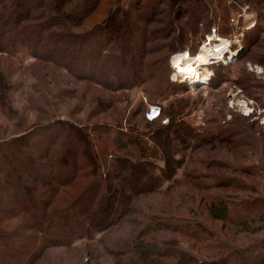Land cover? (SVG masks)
<instances>
[{
  "label": "rangeland",
  "instance_id": "1",
  "mask_svg": "<svg viewBox=\"0 0 264 264\" xmlns=\"http://www.w3.org/2000/svg\"><path fill=\"white\" fill-rule=\"evenodd\" d=\"M31 1L38 0L27 2ZM72 1L73 4L67 7L71 11L79 2ZM92 1L94 0H90ZM129 1L100 0V4L85 17V21L73 30L82 33L90 28L96 29L109 24L105 30L111 29L112 34L113 30H116L118 38H124L125 33H128L132 53L138 51L143 38L149 39L146 29L162 28L167 36L171 37L167 38L165 44L173 41V47L178 45L182 48V43L188 39L186 42L189 48L182 49L183 51L177 54L172 53L168 56L169 60L165 61V69H173L170 80L178 85L179 92L161 102L166 108L171 104L177 106L180 102L186 103L187 109L190 110L185 118L203 138L200 142L191 138L189 149L179 150L177 155L174 152L175 157L181 161L175 177L155 189L148 185L150 190L141 191L143 193L132 201V207L128 204V214L112 224L108 230L97 233L92 239H78L70 247H52L45 251L43 256L38 257L34 264H152L149 262L152 260H162L169 264H195L198 260L218 258L228 245L245 246L247 243L249 264L258 263L264 256V65L256 57L264 55V28L258 24L264 26V0H249V3H246L248 0H134L132 7ZM86 6L87 2L82 9ZM78 7L77 5L76 8L80 11ZM116 7L128 8L131 10V17L124 13L119 16L113 14ZM200 9H207L209 18L199 23L196 37H191L190 34L186 36L192 14ZM174 15L179 19H171ZM127 18L131 23H124ZM171 22L175 26L174 33L167 31ZM254 33L258 34L253 42L251 36ZM219 39L230 40V50L238 56L230 59L232 55L229 51L223 60H211L212 63L206 65L197 63L202 82L196 85L188 84V80L186 82L184 76L173 68L175 56L188 54L195 57L203 47L212 48L218 44ZM155 40L152 43L159 48L158 41L162 39L156 37ZM32 48L35 51L38 49L35 44L29 43L13 57L0 53V70L3 73V79H0V100L4 102L5 107L8 104L13 109L6 114L0 110V155L5 156L6 159H2L5 163L10 162L11 158L9 165L18 174L0 185V205L5 203L12 206L18 200L26 201L29 207L34 206L35 216L39 217L43 212V202L38 193L46 190L47 183L51 184L52 179L47 176L52 173V169L43 170L39 178L32 174V171H36L32 169L33 166H41L40 170L46 165L56 167L55 177L60 181L69 176L71 166L62 163L59 157L68 161L73 159V156L75 160L80 158L79 168L83 173L73 184L74 198L81 195L83 187L93 178L92 173L88 174V170L93 169L90 161L87 165L80 155L83 146L81 138H77L66 128L56 126L58 121L65 120L74 126L78 124L80 131H90V136L97 143L95 139H99V135H108L103 132V122L108 124L114 120L113 110L98 112L99 109L105 108L101 104L104 99L118 101L126 97L123 105L119 104L124 107V115L121 118L124 131L127 130V121L137 108L139 100L142 99L146 106L151 102L138 88L131 92L109 90L91 83L83 75L77 76L75 69L67 71L38 60L29 51ZM109 53L110 55L103 59L105 62L102 65L107 64L103 68L105 73H113L115 70L128 71L127 67L122 66V61H115L112 55L115 54L114 51ZM93 54L94 52L91 55ZM88 59L92 58L87 55ZM77 62L79 72L89 75L85 69L82 72L81 61ZM89 69L92 73H99L92 66ZM244 73H249V80H244L241 85L240 77ZM248 83L249 87L246 85ZM97 100L100 103H96ZM48 102L51 104L48 105ZM242 102L247 105V111L243 109ZM39 108L43 110L39 111ZM93 108L98 111L94 113ZM133 117L141 124L140 129L144 130L146 127L143 112H135ZM220 119L221 125L238 120L242 129L232 126L227 127V131L219 136L211 134ZM166 120L168 121L166 118L162 122L166 123ZM48 124L52 125L46 127ZM234 133L236 135L230 137ZM111 134H114V131ZM207 134L211 136H206ZM108 138L110 139L109 135ZM102 139L104 138L98 142ZM196 144L198 146L194 147ZM151 150L153 155H157L153 158L147 157L149 163H154L150 173H157L158 168L164 166L165 162L160 152ZM50 156L55 161V166ZM111 157L112 155L107 156ZM100 158L102 171L106 174V158ZM155 165L158 168H155ZM251 168L254 170L250 171ZM26 180L37 186V190L34 189L37 193H34L30 200L23 188ZM42 181H45L44 189L38 185L40 182L43 184ZM96 192L97 188H93L85 193L81 207L87 206V200ZM219 197L233 203L236 209H241L245 204L246 209L238 211L236 215L234 211L230 212V219L227 221L215 219L210 215L208 208ZM54 204L62 206L68 205L69 202ZM48 206L54 209L52 203ZM151 212L155 215L149 214L152 219L149 222V218L143 215ZM22 219V215L9 217L0 214V227L13 229ZM240 220L247 222L246 228L245 225L226 223ZM154 222L156 229L153 231L150 227ZM127 240L132 242V245L126 249L125 254L115 252L123 248V242ZM139 241L144 245L142 252ZM217 247H221L220 250H216ZM95 250L100 254L93 253ZM13 253L22 254L23 248L16 249ZM231 262L239 264L237 261Z\"/></svg>",
  "mask_w": 264,
  "mask_h": 264
},
{
  "label": "trees",
  "instance_id": "2",
  "mask_svg": "<svg viewBox=\"0 0 264 264\" xmlns=\"http://www.w3.org/2000/svg\"><path fill=\"white\" fill-rule=\"evenodd\" d=\"M27 1L0 0V53H6L13 57L22 47H27L29 43L35 44L38 49L35 51L32 48L29 51L38 60L51 63L67 71H73L75 69L77 76L80 77V75H83L91 83L109 88V90L131 92L135 88H138L148 98L151 104L159 105L161 110L157 117L148 119L146 113L149 105L146 106L144 101L140 99L136 105L137 108L129 116L127 130L124 131L123 129L125 127L121 126L123 124V119L121 118L124 115V107L119 106V104L123 105V101L127 100L126 97H122L118 101L104 99L101 104L105 108L103 107L99 111L93 108V111L94 113L97 111L106 113L108 110H113L112 115L114 120L112 123L106 124V122H103L102 124L103 132L108 133L110 139L108 135L105 137L99 135V139H104L101 142H98L99 139H95L97 143L90 136V131L81 132L78 124L74 126L65 120L63 122L58 121L56 126H59L61 129L66 128V130L74 133L77 138H81L83 146L80 155L87 162V165L88 161H90L93 167L92 170H88V174L92 173L93 175L92 181L83 187L81 195L74 198L72 196L74 194L72 191L73 184L79 180V177L83 173V170L79 168L80 158L75 160V156H73V159L68 161L63 157H59L62 163L65 162L68 163V166H71L69 176L60 181H57L58 179L55 177L56 167L51 168L46 165L44 167L42 166V170H40L41 166L40 168L33 166L32 169L38 172L35 173L36 171H32V174L39 178L43 170L46 168L52 169V173H49L47 176L52 179L51 184L47 183L45 186V181H42L43 184L41 182L38 184L43 189L45 186L46 189L38 193L43 202V212L38 217L35 216L34 206L29 207L26 201L18 200L14 205L8 206L4 203L5 199L3 200L4 205H0V214L9 217L22 215L23 219L13 229L0 227V264H34L38 257L43 256L45 251L52 249V247H70L78 239H92L97 233L106 229L108 230L112 224L128 214V204L132 207V201L137 198V195H141V193L150 190L148 185L152 189H155L163 185L165 181L172 180L175 177L181 161L178 160L177 156L175 157L174 152L177 155L179 150L189 149L191 147L189 139L191 138L198 142L203 138L185 118L190 110L187 109L186 103L180 102L177 106L171 104L166 108L161 102L163 99H169L176 92H179L177 89L178 85L170 80V73L173 69L170 67L165 69V61L167 62L169 60L168 56L172 53L177 54V52L189 48L186 42L188 39L186 41L184 40L185 42L183 41L182 48H179L178 45L173 47V41L165 44L167 38L170 37L167 36L165 30L162 28L146 29V34L150 40L148 37L143 38L138 51L132 53L129 48L130 39L127 37L128 33H125L124 38H118L117 34H115L116 30H113V34L111 29L109 31L105 30L108 29L109 24L101 25L102 27L96 29L90 28L92 30L89 29V31L87 30L82 33H77L73 30V28L85 21V17L92 12L96 5L100 4V0H94L92 2L90 0H78L79 2L76 3V6L78 5L80 7V11L76 6L72 8V11L67 9L71 3L73 4L72 0ZM118 1L120 2V0ZM86 2V8L82 9ZM133 2L134 0L129 1L131 7L133 6ZM246 3H249V0ZM121 8L116 7L113 14L119 16V14L124 13L127 17H131V10ZM208 13L209 11L207 9H200V11L192 14L187 26L188 32L186 36L188 34L191 37L198 35V25L204 19L209 18ZM171 19L178 20L179 18L174 15ZM126 22L131 23L128 21V18L124 20V23ZM170 24L167 31L170 30L174 33V23L171 22ZM258 24L261 25V28H264L262 24ZM151 34L154 35L151 36ZM257 34H252L251 38L253 42L256 40ZM254 36L255 38H253ZM156 37L157 39H162V41H158L160 42L159 48L155 46L156 44L152 43ZM247 37L249 38V36ZM184 38L186 39V37ZM181 39L182 37H180ZM153 46L154 48H152ZM64 49L66 50L64 51ZM111 50L115 53L112 54L114 55L113 58L115 61H122V66L127 67L128 71L115 70L113 73H105V69L103 70V68L107 64L102 65L105 62L103 59L107 55H110L109 52ZM58 52H61V54L57 55L56 53ZM93 52L94 54L91 55ZM87 55L92 59L87 60ZM256 59L264 65V55L261 57L257 56ZM101 60H103L102 63ZM77 61H81L80 68L82 72L85 69L89 72V75L79 72V62ZM90 66L94 67L100 74L89 71ZM119 73L121 74L120 76ZM115 74L118 75L114 76ZM2 75L3 73L0 70V77ZM240 78L242 85L244 80H249V73H244ZM0 79L2 80L3 77ZM246 85L249 87V83ZM0 95H2L1 85ZM96 99L99 100L97 97ZM98 100L96 103H100ZM47 104L50 105L51 102ZM5 106L4 102L0 100V110L2 113L5 112L6 114L7 111L9 113L13 111L10 105L7 104V107ZM41 110L43 109L39 108V111ZM138 111L143 112L146 127L144 130L140 129L141 124L133 117L134 113ZM166 118L168 121L163 123L162 121ZM220 122L221 119L215 125V129L211 134L219 136V134L227 131V127L232 126L242 129L238 120L228 121V123L225 122V125H221ZM51 125L48 124L45 126L50 127ZM95 130L98 131L97 128ZM111 130L114 131V134H111L113 132ZM211 134H207L206 136H211ZM233 135L236 134H231L230 137ZM247 136L249 137V132ZM196 146L198 145H194V147ZM151 149H154L156 153L160 152L165 162L164 166L159 168L155 165V168H158L157 173H150V170L153 171L152 164L154 163H149L147 157L150 156L153 158L157 155H153ZM108 155H112V157L107 158ZM42 156L44 157L45 155ZM100 156L106 158L104 163V167L107 169L106 174L102 171L103 165L100 163L102 161ZM3 158L5 156L0 155V185L4 184V181L8 178L18 175L10 167L11 158H9L10 162L8 163L2 162ZM49 158L55 166V161L51 156ZM206 164H209V162H206ZM246 170H248V167ZM249 170L253 171L254 169L251 168ZM103 174H105V177H103ZM23 188H25L24 192L28 195L29 200L34 193H37V191L34 192V189L37 190V186H33L27 180ZM93 188H97V192L91 194L87 200V206L81 207L84 194ZM67 201L69 202L68 205L59 206L54 204L56 202L66 203ZM50 203L54 205V209H50L51 205L48 206ZM208 209L213 218L227 221L230 219V212L234 211V215H236L238 211H243L246 207L243 204L241 209H236L233 203L219 197L215 203H211ZM149 214L155 215L151 212L148 214L145 213L143 217L149 218L150 222L152 219ZM80 216L85 218H79ZM245 220L248 221L249 219ZM245 220L226 223L245 225L246 228L247 222H244ZM60 222L62 223L60 224ZM154 224L155 222L150 227L153 231L156 229ZM131 243L128 240L124 241L123 248L115 252L124 255L126 249L132 245ZM138 243L142 252L144 245L142 241ZM19 248H23V253L15 255L13 252ZM212 248L214 249V247ZM220 248L217 247L216 250H220ZM248 252L249 243L245 246L228 245L218 258L198 260L195 264H231V261H237L239 264H249V259L247 260L249 258L247 256ZM93 253L100 254L98 250H95ZM149 262L152 264H169L162 260L159 262L158 260ZM188 264H192V262ZM254 264H264V256L258 263Z\"/></svg>",
  "mask_w": 264,
  "mask_h": 264
},
{
  "label": "bare ground",
  "instance_id": "3",
  "mask_svg": "<svg viewBox=\"0 0 264 264\" xmlns=\"http://www.w3.org/2000/svg\"><path fill=\"white\" fill-rule=\"evenodd\" d=\"M230 46V40L221 39L220 42H218V44H215L212 48H209L208 46L203 47L202 51L195 57H191L188 54H175L176 56L174 58L173 68L176 70V72L181 73L184 76V79L188 80L192 85L199 84L202 82V74L197 66L202 64H211V60H223L226 56V53H228L229 51L232 55L233 52L230 50ZM242 107L245 111L248 110L245 102H242Z\"/></svg>",
  "mask_w": 264,
  "mask_h": 264
},
{
  "label": "built area",
  "instance_id": "4",
  "mask_svg": "<svg viewBox=\"0 0 264 264\" xmlns=\"http://www.w3.org/2000/svg\"><path fill=\"white\" fill-rule=\"evenodd\" d=\"M180 77V76H179ZM182 79V78H181ZM183 80V79H182ZM186 81V80H185ZM188 84L192 85L189 81H188ZM196 85V84H195ZM160 106L159 105H155V104H149V108L147 110V113H146V116L149 118V119H153L155 117H157L160 113ZM167 122V120H166Z\"/></svg>",
  "mask_w": 264,
  "mask_h": 264
},
{
  "label": "water",
  "instance_id": "5",
  "mask_svg": "<svg viewBox=\"0 0 264 264\" xmlns=\"http://www.w3.org/2000/svg\"><path fill=\"white\" fill-rule=\"evenodd\" d=\"M238 56V54H232V56L230 57V59H235V57H237ZM200 84V83H199Z\"/></svg>",
  "mask_w": 264,
  "mask_h": 264
}]
</instances>
